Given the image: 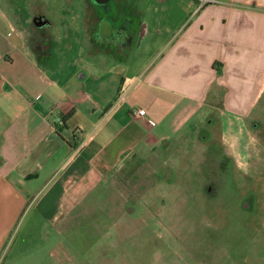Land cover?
<instances>
[{"label":"crops","instance_id":"obj_1","mask_svg":"<svg viewBox=\"0 0 264 264\" xmlns=\"http://www.w3.org/2000/svg\"><path fill=\"white\" fill-rule=\"evenodd\" d=\"M199 2L119 0L113 22L136 18V29H118L140 41L121 59L101 60L88 42L86 0L79 34L68 17L77 1L0 0V232L12 228L33 183L53 190L62 182L57 198H66L126 154L200 126H214L230 160L256 181L264 170L256 133L264 128V0H212L195 11ZM60 11L67 18L59 27L50 13ZM140 108L144 117L134 114Z\"/></svg>","mask_w":264,"mask_h":264},{"label":"rangeland","instance_id":"obj_2","mask_svg":"<svg viewBox=\"0 0 264 264\" xmlns=\"http://www.w3.org/2000/svg\"><path fill=\"white\" fill-rule=\"evenodd\" d=\"M74 1L68 17L79 34L84 0ZM63 14L50 13L59 27ZM78 61L91 66L86 55ZM256 133L264 142V128ZM123 161L109 175L84 179L72 197L57 198L62 182L53 190L33 183L12 228L0 232V264H264V170L253 181L247 167L235 166L214 126Z\"/></svg>","mask_w":264,"mask_h":264},{"label":"flooded vegetation","instance_id":"obj_3","mask_svg":"<svg viewBox=\"0 0 264 264\" xmlns=\"http://www.w3.org/2000/svg\"><path fill=\"white\" fill-rule=\"evenodd\" d=\"M88 3L87 18L88 29L87 38L89 44L94 48L96 52H104L106 54H112L115 58L121 59L127 51L136 48L140 39L133 38V34H123L118 29L119 27H135L136 18H126L123 24H115L110 16L118 12L116 5L119 0H107L105 3H99L96 0H86ZM110 3V4H109ZM112 3V4H111ZM40 16H35L38 18ZM42 21V20H40ZM43 22V21H42ZM107 22L110 23L111 28L107 27ZM44 25V22H43ZM38 57H42V51L37 49ZM244 204H246L244 202Z\"/></svg>","mask_w":264,"mask_h":264},{"label":"built area","instance_id":"obj_4","mask_svg":"<svg viewBox=\"0 0 264 264\" xmlns=\"http://www.w3.org/2000/svg\"><path fill=\"white\" fill-rule=\"evenodd\" d=\"M199 1H200L199 2V5L195 6V8H194L195 11H197L200 8V6L203 5L204 3L209 2V1H212V0H199ZM145 113H146L145 109H141V108L140 109H137L134 112V114L136 116H138V117H144ZM147 122L149 124H151V125H154L155 124V121L153 119H147Z\"/></svg>","mask_w":264,"mask_h":264},{"label":"trees","instance_id":"obj_5","mask_svg":"<svg viewBox=\"0 0 264 264\" xmlns=\"http://www.w3.org/2000/svg\"><path fill=\"white\" fill-rule=\"evenodd\" d=\"M46 44H48V40H45V39H43V40H41L40 42H38L37 44H36V51H38L37 49H40V46L41 45H46ZM64 120V119H63ZM63 125V126H62ZM64 127V124H62V121H61V124L60 125H58V124H56V127L58 128V127Z\"/></svg>","mask_w":264,"mask_h":264},{"label":"water","instance_id":"obj_6","mask_svg":"<svg viewBox=\"0 0 264 264\" xmlns=\"http://www.w3.org/2000/svg\"><path fill=\"white\" fill-rule=\"evenodd\" d=\"M97 2H99V3H105L107 0H96ZM41 20V18L40 17H38L37 19L36 18H33V23L36 25V26H42L43 25V22L42 21H40Z\"/></svg>","mask_w":264,"mask_h":264}]
</instances>
